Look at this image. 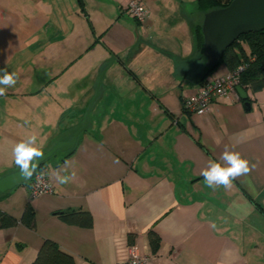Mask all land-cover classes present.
<instances>
[{"label":"crops","instance_id":"obj_1","mask_svg":"<svg viewBox=\"0 0 264 264\" xmlns=\"http://www.w3.org/2000/svg\"><path fill=\"white\" fill-rule=\"evenodd\" d=\"M114 1L120 17L110 21V29L126 35L124 48L98 51L94 76L87 77L95 89L101 72L106 69L107 79L117 60L120 75L116 70L106 84L103 80L73 154L46 163L42 172L54 194L31 202L26 184L0 199V209L16 219L27 205L36 214L35 229L19 224L0 230V264H32L45 240L56 242L77 264H118L135 244L152 251L151 232L160 238L158 264H264V90H247L250 111L230 95L204 116L182 112L177 95L183 103L202 87L206 61L199 29L207 12L199 0H141L148 19L140 24L128 20L131 0ZM114 50L124 57L107 67ZM71 58L77 61L79 54ZM228 72L222 65L213 75ZM135 78L146 90L122 94L117 84ZM157 90L163 94H153ZM87 93L74 110L52 107L55 100L49 110L43 94H6L0 108V179L20 170L13 150L27 137H37L42 154L69 141L96 96L94 90ZM225 145L251 171L229 188H210L202 173L220 161ZM61 177L71 179L60 183ZM66 211H88L93 227L64 223L56 214Z\"/></svg>","mask_w":264,"mask_h":264},{"label":"rangeland","instance_id":"obj_2","mask_svg":"<svg viewBox=\"0 0 264 264\" xmlns=\"http://www.w3.org/2000/svg\"><path fill=\"white\" fill-rule=\"evenodd\" d=\"M118 16L120 10L114 0H0V77L6 69L14 73L16 79L13 86L0 85L5 89L0 95V108H4L6 94H43L48 96V109L55 100L52 107L73 110L79 107L81 96L88 94L87 90L89 94L94 90L96 95L98 84L92 90L93 83L87 76H94L95 72L91 74V71L95 59L100 56L98 51L109 53L112 46L122 49L125 45L126 35L119 29L115 31V27L110 29L114 25L109 24L110 21ZM128 20L137 22L132 17ZM241 44L247 50L243 41ZM76 53L79 58L73 61L71 57ZM115 53L112 52L107 67L113 59L124 57V52ZM119 66L117 60L106 78L116 70V75H120ZM217 70L219 73L222 65ZM81 75L87 78L80 83ZM108 78L104 76L103 84ZM82 86H85L84 91ZM117 86L122 94H141L139 89H145L136 78L129 83L120 81ZM153 94L163 93L157 90ZM174 101L183 112L180 95ZM61 154L57 153L50 160Z\"/></svg>","mask_w":264,"mask_h":264},{"label":"trees","instance_id":"obj_3","mask_svg":"<svg viewBox=\"0 0 264 264\" xmlns=\"http://www.w3.org/2000/svg\"><path fill=\"white\" fill-rule=\"evenodd\" d=\"M233 0H199V4L202 10L210 12L215 9H221L227 7ZM200 40V54L203 57L204 39L202 34V27L199 29ZM244 42L249 53L243 48L241 42ZM248 69L243 73L241 77V86L247 91L251 89L253 92H259L264 90V31L250 33L242 36L239 41L229 48L220 63L215 69L207 68L199 81L204 84L205 80L212 76L221 65H225L228 69V73H233L239 66L244 63L250 62ZM75 151V150H74ZM73 151V152H74ZM63 154L65 157H69L73 154ZM49 161V160H48ZM47 161V162H48ZM42 164L38 170L29 178L26 184L31 183L33 177L43 171L46 163ZM10 193V192H9ZM0 194V199L7 196ZM60 220L70 226H77L81 228L90 229L94 225V220L88 211H66L58 212L56 214ZM19 224L35 229L36 228V214L31 205H27L22 217L16 219L12 215L4 212L0 209V230H7L17 227ZM152 251L157 253L160 246V238L154 234H149ZM32 264H77L75 257L65 251H63L59 245L52 240H45L38 252L35 261Z\"/></svg>","mask_w":264,"mask_h":264},{"label":"water","instance_id":"obj_4","mask_svg":"<svg viewBox=\"0 0 264 264\" xmlns=\"http://www.w3.org/2000/svg\"><path fill=\"white\" fill-rule=\"evenodd\" d=\"M264 31V0H233L227 7L215 9L207 12L202 24V34L204 39L203 56L206 67L215 69L220 63L225 52L231 48L235 42L247 34ZM115 61L113 59L112 63ZM106 70L103 72L98 91L89 105L84 125L77 130L69 141L56 143L51 149L43 153L37 161L38 168L54 157L57 153L68 154L76 149L80 135L87 130L92 108L100 96ZM240 100L244 102L247 111L251 110V103L247 91L241 87L237 88ZM31 175V176H32ZM30 176V177H31ZM21 174V170L10 173L0 179V194L5 195L16 188L25 185L29 178Z\"/></svg>","mask_w":264,"mask_h":264},{"label":"built area","instance_id":"obj_5","mask_svg":"<svg viewBox=\"0 0 264 264\" xmlns=\"http://www.w3.org/2000/svg\"><path fill=\"white\" fill-rule=\"evenodd\" d=\"M127 13L140 24L148 19V10L141 0H131L126 7ZM250 62L244 63L233 73L212 75L207 78L201 89L194 95L183 100L185 112L192 115L204 116L211 110L212 104L230 95L240 99L237 88L241 87V77L248 69ZM245 90V88H243ZM54 194V185L43 173H37L30 183L32 202L45 195ZM161 256L152 252L148 245L135 244L130 248L128 259L118 264H158Z\"/></svg>","mask_w":264,"mask_h":264},{"label":"clouds","instance_id":"obj_6","mask_svg":"<svg viewBox=\"0 0 264 264\" xmlns=\"http://www.w3.org/2000/svg\"><path fill=\"white\" fill-rule=\"evenodd\" d=\"M3 72L4 75L0 77V85L13 86L16 83L15 74L9 73L6 69ZM4 92L5 89L0 88V95H3ZM13 154L21 174L29 177L38 166V159L43 155L39 150L35 135L29 136L18 143L13 150ZM250 171L249 162L242 158L238 152L231 150L228 145H225L220 161L211 162L202 174L208 187L224 186L229 188L232 180L248 174ZM70 179L71 177L59 178L60 183H67Z\"/></svg>","mask_w":264,"mask_h":264}]
</instances>
